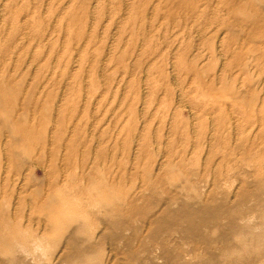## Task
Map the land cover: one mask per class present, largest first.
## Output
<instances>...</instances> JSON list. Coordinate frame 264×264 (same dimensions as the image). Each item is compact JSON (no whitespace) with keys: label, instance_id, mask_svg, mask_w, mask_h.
<instances>
[{"label":"rangeland","instance_id":"obj_1","mask_svg":"<svg viewBox=\"0 0 264 264\" xmlns=\"http://www.w3.org/2000/svg\"><path fill=\"white\" fill-rule=\"evenodd\" d=\"M0 231V264H264V0H0Z\"/></svg>","mask_w":264,"mask_h":264},{"label":"bare ground","instance_id":"obj_2","mask_svg":"<svg viewBox=\"0 0 264 264\" xmlns=\"http://www.w3.org/2000/svg\"><path fill=\"white\" fill-rule=\"evenodd\" d=\"M7 214V213H6ZM3 223V222H2ZM1 232V231H0ZM12 235V234H11ZM21 251V250H20Z\"/></svg>","mask_w":264,"mask_h":264}]
</instances>
